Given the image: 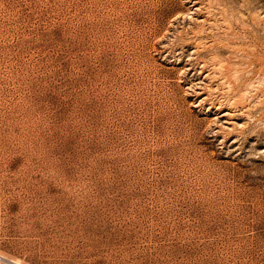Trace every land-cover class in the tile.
<instances>
[{"label":"rangeland","instance_id":"rangeland-1","mask_svg":"<svg viewBox=\"0 0 264 264\" xmlns=\"http://www.w3.org/2000/svg\"><path fill=\"white\" fill-rule=\"evenodd\" d=\"M0 264H264V0H0Z\"/></svg>","mask_w":264,"mask_h":264},{"label":"bare ground","instance_id":"bare-ground-1","mask_svg":"<svg viewBox=\"0 0 264 264\" xmlns=\"http://www.w3.org/2000/svg\"><path fill=\"white\" fill-rule=\"evenodd\" d=\"M2 255V254H1ZM3 258L7 259L5 256H2ZM12 262V261H11Z\"/></svg>","mask_w":264,"mask_h":264}]
</instances>
